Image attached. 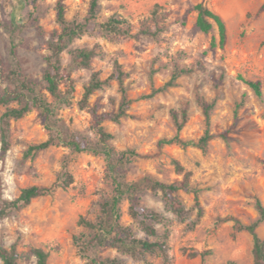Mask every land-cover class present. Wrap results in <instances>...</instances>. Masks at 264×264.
<instances>
[{
    "label": "rangeland",
    "instance_id": "obj_1",
    "mask_svg": "<svg viewBox=\"0 0 264 264\" xmlns=\"http://www.w3.org/2000/svg\"><path fill=\"white\" fill-rule=\"evenodd\" d=\"M58 1L0 0V57L8 66H15L10 56L12 23L17 27L15 41L22 68L29 77L40 81L39 91L47 95L55 110V135L98 140L92 108L96 107L100 114L117 113L122 101L120 84L110 80L89 97L87 106H81L80 101L93 73L99 72L105 80L119 62L131 103L119 121L106 119L103 125L114 135L111 144L117 150L140 153L122 162L127 180L139 181L151 175L172 182L191 171L192 183L201 189L203 213L194 229L188 227V222L195 218L197 210L185 220L165 206L161 192L151 188L143 192L144 205L168 219L169 224L158 228L160 234L171 230L173 264H255L253 236L239 230L238 222H256L260 217L257 199L264 204V10L260 11L264 0H253L255 7L243 16H225L219 11L225 6L235 7L234 1L102 0L86 32L62 54L74 81L72 94H66L70 102L53 97L41 81L48 42L59 29ZM90 1L63 0L66 17L87 22ZM202 1L221 13L227 23L224 48L211 47L212 38L219 36L216 24L208 33L196 26L195 5ZM113 15L127 20L123 28L130 34L108 32L101 26ZM76 47H96L98 54L90 67L74 63L70 51ZM181 69L185 72L168 86ZM245 79L261 80L262 95H257ZM3 88L0 84V91ZM62 88L66 91L69 84L63 83ZM200 99L212 104L209 124ZM174 109L180 115L187 109L189 114L179 133L183 140L196 143L209 128L212 137L204 148L178 142L159 147L161 139L177 134ZM4 111L0 105V116ZM51 133L35 108L12 120V144L6 154L1 152L0 141V203L17 197L25 187L66 179V170L73 177L70 186L58 187L0 217V242L7 247L16 243L23 254L21 264H36L33 247L49 252L48 264H90L92 257L106 260L107 264H167L159 252L135 256L104 240L94 243L88 252L82 250V241L94 233L82 220L102 224L101 203L111 200L114 194L112 177L103 154L77 150L62 140L44 149L30 150L32 145L49 139ZM174 160L183 165V172ZM179 196L188 209L194 207L193 193L180 191ZM120 212L121 221L132 226L137 237L159 238L148 236L134 221L128 199L121 202ZM257 232L264 237V221ZM114 259L115 263L109 262Z\"/></svg>",
    "mask_w": 264,
    "mask_h": 264
},
{
    "label": "trees",
    "instance_id": "obj_2",
    "mask_svg": "<svg viewBox=\"0 0 264 264\" xmlns=\"http://www.w3.org/2000/svg\"><path fill=\"white\" fill-rule=\"evenodd\" d=\"M102 0H91L89 8V17L87 22H81L77 19L69 20L66 17V8L63 0H59L57 4V19L59 29H56L48 42V47L45 52L46 66L42 71V82L46 90L56 99L61 102H70V98L66 94H72L74 90L73 78L68 68L63 64V51L69 46L71 42L81 37L87 29L88 22L97 17L99 7ZM197 11L196 26L202 32L208 33L216 24L218 27V37L214 36L211 40V47L224 48L228 40L227 23L219 12L210 8L205 2H199L195 5ZM264 10V3L260 11ZM125 18L111 16L101 26L108 32L117 34H130L129 31L123 28L126 23ZM12 46L10 48V56L15 61V66H8L6 62L0 57V84L4 88L0 91V105L5 107V111L0 116V141L1 152L6 154L11 148V122L26 115L28 112L37 108L43 116L44 122L48 129L52 130L49 139L30 147V150H39L49 147L50 145L64 141L73 146L77 150H89L99 154H103L108 162V168L112 177L114 185V194L109 201L101 203V209L104 213V221L101 225L83 219L82 223L94 229V233L87 240L82 241V250L88 252L90 246L96 242L106 241L110 246L116 247L119 250L124 248L132 252L133 255H143L145 253L159 252L163 260L167 264L174 263V254L169 243L170 229H166L163 234L159 232V225L169 224L167 217L160 211L149 208L144 205L142 198L145 188H151L154 191L161 192L162 199L165 206L177 216L187 220L193 215V211L197 210L195 218L188 222V227L194 229L203 213V208L199 200L200 188L192 183V172L185 171L183 178L174 180L172 182H165L163 180L154 178L151 175L144 176L139 181H129L122 170V162L124 160L130 161L135 155H140L134 150H117L112 144L111 140L114 135L106 130L103 121L106 119H113L119 121L120 118L127 114V108L131 103L127 95L124 76L125 72L119 62L116 63L114 72L105 80L100 78L99 72H94L90 82L85 86L84 97L80 101L81 106H87L89 97L104 83L116 79L122 91V101L120 109L117 113H103L100 114L96 107L92 108V112L96 118V130L98 140L92 142L89 140H82L77 136L55 135L53 132L58 120L54 108L48 100L45 93L39 91V82L35 78L29 77L22 68L21 62L18 58V45L15 41L17 27L12 23L9 26ZM148 32V31H146ZM74 63L78 67H90L92 60L96 57V47H76L70 51ZM185 72L184 69L177 70L172 76L167 85L175 84L179 75ZM67 82L69 88L64 91L63 83ZM245 82L249 84L257 95H262L261 80H248ZM203 107L204 114L209 124L210 111L212 104L204 99L199 100ZM172 114L177 126V134L172 138H163L159 142V147L162 148L164 144L178 142L183 145L195 144L200 147H205L208 140L212 137L209 128L198 142H191L183 140L179 133L184 128L189 120L187 109H184L180 115L177 110H172ZM225 136V134L223 135ZM66 138V139H64ZM149 156V155H145ZM179 171L183 172L184 167L177 160H174ZM66 179H56L51 185H32L22 189L21 193L13 199H3L0 203V217L8 216L12 211L20 209L29 205L32 200L38 196L46 193L54 192L58 187H68L73 182L72 175L66 170ZM185 191L195 195V205L188 209L183 201L180 199L179 192ZM129 200V212L131 217L136 221L139 227L148 235L152 237H159L156 240L137 237L134 229L130 225H125L121 221L120 204L123 200ZM256 207L260 213V217L256 222L251 224H243L238 222L239 230H247L253 236V255L255 264H264V237L257 232V227L264 221V204L260 199H257ZM32 254L36 257V264H48L49 252L43 247H33ZM196 254V253H193ZM23 254L18 251L16 243L10 247L5 246L0 242V264H21ZM109 262L115 263L114 260ZM90 264H107L106 260L98 257H92ZM223 264H236L235 261H228Z\"/></svg>",
    "mask_w": 264,
    "mask_h": 264
},
{
    "label": "crops",
    "instance_id": "obj_3",
    "mask_svg": "<svg viewBox=\"0 0 264 264\" xmlns=\"http://www.w3.org/2000/svg\"><path fill=\"white\" fill-rule=\"evenodd\" d=\"M225 1L237 2V5L235 7L225 6V7L219 8V11L225 16H243L246 10L252 9L255 7L253 0H225Z\"/></svg>",
    "mask_w": 264,
    "mask_h": 264
}]
</instances>
